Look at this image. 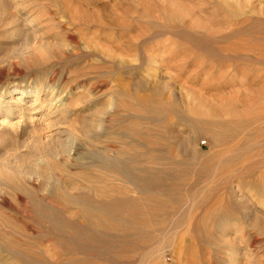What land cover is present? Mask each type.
<instances>
[{
  "label": "rangeland",
  "instance_id": "1",
  "mask_svg": "<svg viewBox=\"0 0 264 264\" xmlns=\"http://www.w3.org/2000/svg\"><path fill=\"white\" fill-rule=\"evenodd\" d=\"M142 155L160 162L123 180ZM76 180L99 196L65 217L92 214L119 264H264V0H0L2 247L81 264L69 239L21 228L26 200L47 210L40 196Z\"/></svg>",
  "mask_w": 264,
  "mask_h": 264
},
{
  "label": "bare ground",
  "instance_id": "2",
  "mask_svg": "<svg viewBox=\"0 0 264 264\" xmlns=\"http://www.w3.org/2000/svg\"><path fill=\"white\" fill-rule=\"evenodd\" d=\"M236 3H239V2H236ZM224 14V13H223ZM233 14V13H232ZM233 21V20H232ZM241 22V20L240 21H238V22H235L234 23V26H235V24H239ZM245 22V21H244ZM253 29V28H252ZM233 31V30H232ZM232 31H230V32H228V33H226V34H223L222 36L224 37V44L227 42V40H228V38H229V36L232 34ZM231 33V34H230ZM220 35V34H219ZM218 35V36H219ZM263 35V34H262ZM216 37V36H215ZM221 37V36H220ZM223 37H222V40H223ZM226 37V38H225ZM179 38H181V37H179ZM257 38V37H256ZM243 39V41H244V38H242ZM248 39L249 38H246L245 40L246 41H244V42H248ZM218 41V40H217ZM216 41V43H219V42H217ZM220 41V40H219ZM235 41V40H234ZM104 44V43H103ZM106 44V43H105ZM188 45L187 46H189L188 47V49H189V53L190 54H192L191 53V50H193V49H191V47L193 46L192 45V42H189V43H187ZM197 44V43H196ZM222 42L220 41V46L222 47ZM231 44H233V43H231ZM219 45V44H218ZM227 46V45H226ZM225 45H223V48L225 47V48H228V47H226ZM229 46V45H228ZM261 46V45H260ZM186 47V46H185ZM199 47V46H198ZM203 47V46H202ZM201 47V48H202ZM187 48V47H186ZM197 48V47H196ZM222 48V49H223ZM258 48V47H257ZM147 49V48H146ZM198 49H200V48H198ZM217 49L218 48H216V51H217ZM221 49V48H220ZM251 49V48H250ZM249 49V50H250ZM188 51V50H187ZM186 51V52H187ZM218 51H219V49H218ZM217 51V52H218ZM224 53H222V54H224V55H226L225 53H227V51H224V50H222ZM236 51H237V49H236ZM217 52H215V53H217ZM220 53H221V51H219ZM231 52V51H230ZM245 52V51H244ZM259 52V51H258ZM214 53V52H213ZM222 54H220L221 56H222ZM218 55V54H217ZM217 55L215 56V58L217 57ZM184 56H185V54H184ZM191 57V56H190ZM182 58V57H181ZM213 58V57H212ZM208 59V58H207ZM213 60V59H212ZM137 62V61H136ZM189 63V62H188ZM207 63V62H206ZM60 76V75H59ZM142 88V87H141ZM76 89V88H75ZM14 90L16 91V94L17 95H19V98H22V96L23 95H26L27 93H26V91L23 89V88H18V87H14L13 89H10L9 90V93H12V92H14ZM37 92V94L39 93V91L37 90L36 91ZM36 94V95H37ZM53 94V93H52ZM90 94V93H89ZM87 96H89L88 94H87ZM91 96V95H90ZM84 97H86V96H84ZM65 98H66V93L64 94V93H60L59 95H57V96H55V98L53 97V98H51V99H49L50 100V103L52 102H55V103H58V102H60V103H62L64 100H65ZM84 100H85V98H84ZM88 100V99H87ZM148 101V100H147ZM150 103V102H149ZM65 105V104H64ZM3 123H4V120H3ZM139 130V129H138ZM148 131V130H147ZM139 132V131H138ZM144 131H142L141 130V133H143ZM135 133V132H134ZM133 133V134H134ZM138 135V134H137ZM141 135V134H140ZM142 136V135H141ZM147 136V135H146ZM157 136V135H156ZM138 137L140 138V136L138 135ZM153 137V136H152ZM144 138H146L145 136L143 137V139L142 138H140V139H142L141 141H143V142H145L144 144H148L149 143V141H151L150 139H145L144 140ZM151 138V137H150ZM157 138V137H156ZM138 139V138H137ZM156 140V139H155ZM153 141V140H152ZM151 141V142H152ZM157 141V140H156ZM142 142V143H143ZM158 142V141H157ZM160 142V141H159ZM80 141H79V138L77 137V136H75V135H70L69 136V138H68V141H67V144L65 145V147H64V149H63V151L61 152V155L63 154L64 155V159L66 160V161H71L72 160V158H73V155L78 151V147L80 146ZM153 143H155V141L153 142ZM152 143V144H153ZM157 145V144H156ZM133 146V145H132ZM158 146V145H157ZM136 148V147H135ZM137 148H142V147H137ZM149 148H151V147H149ZM153 148V147H152ZM147 153V152H146ZM60 154V153H59ZM58 154V155H59ZM58 155H57V157H58ZM156 155V154H155ZM63 157V156H62ZM96 158H99V159H102V161H103V158H102V156H100V155H96L95 156ZM142 157H143V155H142ZM142 157H140V159L142 158ZM150 157V156H149ZM149 157H147V158H149ZM152 157V156H151ZM60 158V157H59ZM147 158L146 159H144V157H143V160H147ZM159 158V157H158ZM158 158H156V156L154 157H152V158H150V160H147V161H145V164L144 165H140V162H139V164H137L138 166H134V167H129V166H123L122 167V169H121V171L120 170H118V171H120V172H123L124 173V175H123V177H122V179L123 180H125L126 182H128V183H132V182H134V183H136V185H138V183L134 180H132V178L130 177L131 175V172H132V170L134 171V170H136V171H138V172H142V171H145V172H148V171H151V167L149 166V165H151V164H149V165H146V164H148V163H156V161H158L159 159ZM57 159V158H56ZM154 159H157L156 161L154 160ZM60 160V159H59ZM59 162V161H58ZM65 162V161H64ZM107 164H109V165H111V166H113V164H114V162H113V160L112 159H107L106 158V161H105ZM158 162H160V161H158ZM61 163V162H60ZM84 166V165H83ZM60 171H62V170H60ZM152 172V171H151ZM62 173L63 172H61V174H60V172L58 173V176H56V177H58L59 179H62L63 178V175H62ZM157 174V173H156ZM146 178V177H145ZM64 179V178H63ZM76 179H78V178H76ZM74 180V179H73ZM82 180V179H81ZM144 180V179H143ZM146 181L147 180H149V179H145ZM76 181H78V180H76ZM147 182H151L150 180L149 181H147ZM80 181H78V182H75V186H73L74 187V191L72 192V194H69V196L70 195H72L71 197H69L68 196V194H67V196H66V194L65 195H63L62 194V192H60L59 190H58V188H55L54 186H53V188L52 189H47L46 190V194L44 195V196H40L41 197V199L42 200H44V205L47 207L46 209L47 210H44L43 208V211H41V210H37L36 208H35V206L34 205H32V204H30V201L29 200H26V203H25V209L23 210V214H22V216H23V219H25L24 221H23V219H21L22 221H23V224L21 223V228L25 231L26 230V233H27V229L31 226V228H33L34 227V229H31V230H35L36 229V231L37 232H39V233H41L42 235H44V236H47V237H50V236H52V237H57V236H59V237H62V238H67V239H69L71 242H72V248H70L71 249V251H76V252H81L80 254H84L83 256H85V257H83V259L80 261L81 262V264H95L94 262H96L97 261V263H100V261L98 262V260H100L101 259V261L102 262H106V264H119V261H116V259H112L115 255L114 254H112L113 255V257H111L112 255H109V256H103L104 255V251L102 250V249H100V247H101V242H102V236L100 237L99 236V234H98V232L97 231H99V230H97V229H95V227L97 226V223H96V220H94L95 218H92L91 216H93L92 214H90L89 212H87V211H85V210H81V211H78L77 212V215H75L77 218H73V217H71V218H67V217H65V212H66V208H67V206H66V204H67V202H69V201H71V200H74L73 202H75V201H79V200H84V201H87V202H89V201H91L92 199L93 200H95L96 199V197H98L99 196V194H97V190H96V188H95V186H93L92 187V189H90L88 192H89V194H87V193H83V192H77L79 189V186H80ZM139 183H141V182H139ZM146 183V182H145ZM144 183V181H142V184H143V187L146 185ZM72 184V183H71ZM142 184H141V186H142ZM148 184V183H147ZM150 184V183H149ZM148 184V185H149ZM74 185V184H73ZM103 185V184H102ZM150 185H152V184H150ZM139 186V185H138ZM140 186V187H141ZM46 187V186H45ZM144 189V188H143ZM125 192V191H124ZM91 194V195H90ZM264 196V195H263ZM262 203V202H261ZM39 204V203H38ZM70 204V203H69ZM149 207V206H148ZM154 207V206H153ZM131 208V207H130ZM69 209V208H68ZM71 209V208H70ZM143 209V208H142ZM127 211H128V209H126ZM70 211V210H69ZM130 211V213H131V211L132 210H129ZM143 211H144V209H143ZM82 212V213H81ZM142 212V211H141ZM149 212V211H148ZM151 212V211H150ZM67 213V212H66ZM73 213V212H72ZM71 213V214H72ZM129 213V212H128ZM151 214V213H150ZM91 215V216H90ZM132 215V214H131ZM143 215V214H142ZM67 216V215H66ZM150 217V216H149ZM133 218V217H132ZM134 218H136V216L134 217ZM133 218V219H134ZM143 218V217H142ZM140 219H141V217H140ZM136 220V219H135ZM134 220V221H135ZM144 220H146V219H144ZM99 221V220H98ZM133 221V220H132ZM11 222V221H10ZM141 222V221H140ZM147 222V221H146ZM14 223V222H13ZM137 223V222H136ZM144 223V222H143ZM241 223V222H240ZM96 225V226H95ZM133 225V224H132ZM33 226V227H32ZM137 226V225H136ZM199 226V225H198ZM197 226V227H198ZM139 227V226H138ZM17 227H13V226H11L9 229H11L10 230V232L12 233V234H16V232H17V230L18 229H16ZM191 228V227H190ZM30 229V228H29ZM21 230V229H20ZM20 230H18V235L19 234H22L21 232H20ZM97 230V231H96ZM8 232V231H7ZM133 234V233H132ZM26 235V234H25ZM29 235V234H28ZM103 235V234H102ZM143 235H145V234H143ZM250 235V234H249ZM43 237V236H42ZM14 238L16 239V238H18L17 237V235H14ZM29 238V237H28ZM27 238V239H28ZM113 238H115V237H113ZM127 238H129V237H127ZM133 238V237H132ZM138 238V237H137ZM144 238V237H143ZM51 239V238H50ZM125 239V238H124ZM123 239V240H124ZM257 239V238H256ZM18 240V239H17ZM56 240V239H55ZM135 240L137 241V239H136V237H135ZM16 241V240H15ZM52 241V240H51ZM114 241V240H113ZM118 241V240H117ZM129 241V240H128ZM20 243L22 242V245L21 246H23V247H28L29 248V246H32L31 244H29L27 241H19ZM119 242V241H118ZM123 242V241H122ZM134 242V240L133 241H130V245L131 246H134V247H138V245L137 244H135V243H133ZM138 242V241H137ZM136 242V243H137ZM17 243H18V241H17ZM16 243V244H17ZM117 243V242H116ZM124 243V242H123ZM15 244V243H14ZM127 245V244H126ZM125 245V246H126ZM128 245H129V243H128ZM127 245V246H128ZM20 246V247H21ZM131 246H129V248L131 247ZM10 247V246H9ZM18 246L16 245V247H14V249H9V248H6L5 246H3L2 247V241L0 242V264H30L28 261H26V260H23L22 261V259H21V257L19 256V253H21V249H15V248H17ZM19 247V248H20ZM22 248V247H21ZM32 248H34V247H32ZM127 249H129L128 247H126ZM131 248H133V247H131ZM31 249V248H30ZM65 249V248H64ZM104 249L106 250H109L110 252L111 251H114V250H117V249H115L114 248V250L112 249V248H105L104 247ZM130 250V249H129ZM27 251H29V250H25V252H27ZM108 251V252H109ZM120 251V250H119ZM131 251V250H130ZM24 252V251H23ZM115 253V252H114ZM31 254V253H30ZM110 254V253H109ZM117 255L119 256V254H118V252H117ZM126 255H127V253H126ZM102 256V257H101ZM116 257V256H115ZM114 257V258H115ZM128 257V256H127ZM132 258V257H131ZM85 259V260H84ZM120 259V258H119ZM83 261V262H82ZM122 261H124V259H122ZM20 262H23V263H20ZM103 264V263H102ZM124 264V263H123ZM134 264V263H133Z\"/></svg>",
  "mask_w": 264,
  "mask_h": 264
}]
</instances>
